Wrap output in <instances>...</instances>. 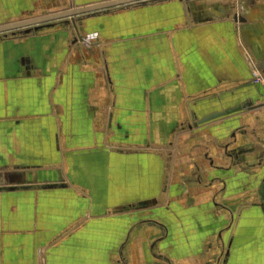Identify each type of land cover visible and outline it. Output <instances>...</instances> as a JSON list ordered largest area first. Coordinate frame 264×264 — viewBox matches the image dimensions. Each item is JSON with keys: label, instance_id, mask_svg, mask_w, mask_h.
<instances>
[{"label": "crops", "instance_id": "obj_1", "mask_svg": "<svg viewBox=\"0 0 264 264\" xmlns=\"http://www.w3.org/2000/svg\"><path fill=\"white\" fill-rule=\"evenodd\" d=\"M102 1L0 0V25ZM232 4L0 33V264H264V18Z\"/></svg>", "mask_w": 264, "mask_h": 264}, {"label": "water", "instance_id": "obj_2", "mask_svg": "<svg viewBox=\"0 0 264 264\" xmlns=\"http://www.w3.org/2000/svg\"><path fill=\"white\" fill-rule=\"evenodd\" d=\"M148 1L151 0H107L85 6H77L69 9L50 12L48 14L36 16L33 18H29L13 23L0 25V33L12 32L21 29L24 30V33H29L31 30H38L44 26H50L56 21H60V20L65 21L67 19H70L71 23L75 24V19L82 17L84 15H93L95 13L109 10L115 7L129 6L134 3H145ZM262 1L264 2V0ZM245 14L246 13L244 12V9L242 8V13L234 14L233 18L236 21L246 23V19L249 18ZM258 38H260V40H256V41L253 38L250 37L247 38L250 43L251 51L253 50L252 47L255 46L254 49L256 56H259L261 52H264V39H262V35L260 34V31ZM259 67L261 71L264 73V58L259 61ZM248 105L250 104L247 102L242 105H238L234 108H230L229 110L211 113L208 116L204 117L203 119L199 120L197 124L204 123L208 120L220 117L222 115L231 114L233 112L246 108Z\"/></svg>", "mask_w": 264, "mask_h": 264}, {"label": "rangeland", "instance_id": "obj_3", "mask_svg": "<svg viewBox=\"0 0 264 264\" xmlns=\"http://www.w3.org/2000/svg\"><path fill=\"white\" fill-rule=\"evenodd\" d=\"M231 1L233 2V4H232L233 7L236 8V0H231ZM260 1H261L260 4H262V6L264 7V2L262 0H260ZM235 11H236V9H235ZM260 16L262 17V14ZM263 21H264V19H263ZM84 36L85 35H83V37ZM89 47H91V46H89ZM254 48H255V46L252 47V49H253L252 51L253 52L250 51L249 49H247V52L245 53V60H246V62L248 64L249 71H250V76H251V80L250 81L251 82H257L256 78H260L264 82V73L261 71V69L259 67V61L264 58V52H261L259 56H256Z\"/></svg>", "mask_w": 264, "mask_h": 264}, {"label": "built area", "instance_id": "obj_4", "mask_svg": "<svg viewBox=\"0 0 264 264\" xmlns=\"http://www.w3.org/2000/svg\"><path fill=\"white\" fill-rule=\"evenodd\" d=\"M97 38H98V36L96 33L86 34L84 37L81 38L82 45H84L85 47L92 46L93 42ZM256 81L259 82L260 84H262V86H264V82L260 78H256ZM262 194H263V198H264V181L262 184Z\"/></svg>", "mask_w": 264, "mask_h": 264}, {"label": "flooded vegetation", "instance_id": "obj_5", "mask_svg": "<svg viewBox=\"0 0 264 264\" xmlns=\"http://www.w3.org/2000/svg\"><path fill=\"white\" fill-rule=\"evenodd\" d=\"M259 3H261L260 0H259ZM260 13L262 14V17L264 18V7L262 6V4H261V11H260ZM255 15H252V17L255 16ZM248 22H249V19H246V23H248ZM259 27L261 29V33L260 34L262 35V39H264V22H263V24L259 25Z\"/></svg>", "mask_w": 264, "mask_h": 264}]
</instances>
